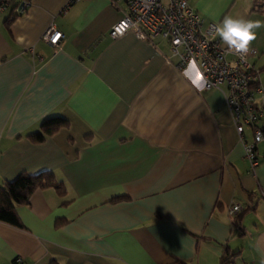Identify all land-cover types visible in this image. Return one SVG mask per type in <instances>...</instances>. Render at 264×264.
I'll return each mask as SVG.
<instances>
[{"label": "crops", "instance_id": "0c3cea01", "mask_svg": "<svg viewBox=\"0 0 264 264\" xmlns=\"http://www.w3.org/2000/svg\"><path fill=\"white\" fill-rule=\"evenodd\" d=\"M17 1L0 12V184L48 171L62 194L36 189L16 208L22 228L0 222V264H260L264 139L252 168L224 87L196 88L160 37L110 38L122 3ZM188 3L204 24L264 21V0ZM51 25L57 46L41 39ZM252 49L264 88V27ZM50 117L68 124L32 142Z\"/></svg>", "mask_w": 264, "mask_h": 264}, {"label": "built area", "instance_id": "2783aa9c", "mask_svg": "<svg viewBox=\"0 0 264 264\" xmlns=\"http://www.w3.org/2000/svg\"><path fill=\"white\" fill-rule=\"evenodd\" d=\"M81 0H69V4ZM113 7L124 4L125 12L110 28L112 39L127 32L140 40L151 41L157 37L166 40L173 56L178 58L177 69L182 70L194 62L205 80L204 89L224 87L225 105L230 112L235 131L242 137L246 128L251 129L252 139L244 143L245 157L254 168L256 146L264 139V129L257 126L264 119V104L259 97L264 96V88L258 83V76L246 59L228 52L215 35L217 23L204 24L188 0H109ZM16 11H21L26 2L18 0ZM23 3L19 9L20 4ZM12 0H0V12L7 9ZM41 39L50 46H57L61 33L52 25L43 33ZM260 137L258 140L257 137ZM240 210L238 205L228 209L230 215ZM11 264H27L21 257H15Z\"/></svg>", "mask_w": 264, "mask_h": 264}, {"label": "trees", "instance_id": "16d2710c", "mask_svg": "<svg viewBox=\"0 0 264 264\" xmlns=\"http://www.w3.org/2000/svg\"><path fill=\"white\" fill-rule=\"evenodd\" d=\"M67 124V120L61 117L47 118L42 121L39 130L29 134L28 138L35 143L42 142L45 137L62 127H66ZM47 187H52L58 194H62L61 186L56 182L53 174L48 171H42L34 175L22 173L10 181L2 182L0 184V222L22 228L23 226L16 214V208L27 205L31 194L36 189ZM50 264L56 263L52 262ZM175 264L182 263L175 262ZM221 264H229L227 254L221 259Z\"/></svg>", "mask_w": 264, "mask_h": 264}, {"label": "clouds", "instance_id": "9594fccd", "mask_svg": "<svg viewBox=\"0 0 264 264\" xmlns=\"http://www.w3.org/2000/svg\"><path fill=\"white\" fill-rule=\"evenodd\" d=\"M262 27L264 21L226 15L214 26V31L228 52L244 60L253 51L252 44L257 39V30ZM193 66L194 62L190 63L183 75L196 88L202 90L206 82L202 73L197 72L195 76L191 74ZM257 139L259 140L260 137L258 136ZM260 264H264V259H261Z\"/></svg>", "mask_w": 264, "mask_h": 264}, {"label": "water", "instance_id": "95a60500", "mask_svg": "<svg viewBox=\"0 0 264 264\" xmlns=\"http://www.w3.org/2000/svg\"><path fill=\"white\" fill-rule=\"evenodd\" d=\"M23 3L20 4L19 9L22 7Z\"/></svg>", "mask_w": 264, "mask_h": 264}]
</instances>
